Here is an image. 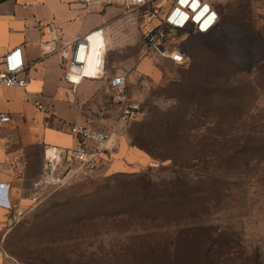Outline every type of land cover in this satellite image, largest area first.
<instances>
[{"label": "rangeland", "instance_id": "rangeland-1", "mask_svg": "<svg viewBox=\"0 0 264 264\" xmlns=\"http://www.w3.org/2000/svg\"><path fill=\"white\" fill-rule=\"evenodd\" d=\"M211 2L216 29L179 43L188 63L149 58L151 74L132 75L125 88L140 109L120 129L130 147L136 126L159 113L181 121L183 139L148 144L166 158L138 149L148 160L126 172L107 170L103 159L65 184L36 190L0 239L5 255L20 264H264V0ZM149 6L136 15V30L115 34L122 51L106 52V77L145 57L140 22ZM185 80L203 90L187 91ZM102 94L103 105L92 108L118 122L113 93ZM107 212L106 219L92 214ZM194 225L213 242L206 257L173 243L179 229Z\"/></svg>", "mask_w": 264, "mask_h": 264}, {"label": "crops", "instance_id": "crops-1", "mask_svg": "<svg viewBox=\"0 0 264 264\" xmlns=\"http://www.w3.org/2000/svg\"><path fill=\"white\" fill-rule=\"evenodd\" d=\"M124 17L121 8L86 7L80 0H0V59L10 49L21 47L29 77L25 88L0 87V113L11 118L0 127V185L7 186L8 201L12 205L9 210L0 207V239L11 230L15 212L31 205L36 194L33 183L42 173L45 156L77 147L78 140L70 133L71 127H88L109 134L110 141L111 138L119 140L116 149L106 154L105 163L111 172H126L127 165L148 160L122 138L118 122L106 118L102 107L98 110L92 107L103 105L102 90L111 91L110 77L123 76L127 86L134 82L132 75L136 79V75L151 74L149 58L129 61L133 70H117L106 77L108 70L104 68L102 77L83 79L71 85L64 80V64L60 57L46 55L41 48L49 39L47 25L54 23L62 29L64 42L100 29L105 43V48L100 44L102 50L121 52L117 39L122 35V29L136 30L133 26L136 22ZM115 34L119 35L115 37ZM98 44L91 40L88 63ZM88 63L84 72L90 75L95 65L88 66ZM73 79L77 80L76 77ZM38 97L42 98L44 110L35 106ZM113 101L120 111L121 103ZM75 171L76 167L72 166L66 176ZM51 187V184H45L40 192ZM0 264L20 263L0 248Z\"/></svg>", "mask_w": 264, "mask_h": 264}, {"label": "built area", "instance_id": "built-area-1", "mask_svg": "<svg viewBox=\"0 0 264 264\" xmlns=\"http://www.w3.org/2000/svg\"><path fill=\"white\" fill-rule=\"evenodd\" d=\"M88 7L97 5L100 8L114 6L123 10L124 16L132 22L136 15L151 4L141 13V39L144 55L148 58L170 60L176 65H183L188 57L179 46L188 35H205L214 31L219 22V15L211 0H80ZM158 1V2H157ZM154 2H157L155 4ZM207 11H204V6ZM163 12V15H162ZM132 16V17H131ZM48 41L41 45L44 54H57L64 64V80L71 85L83 79H98L104 75V59L106 50L100 29L79 36L73 41L62 40L63 31L54 23L47 25ZM91 40L98 42L97 62L92 74H85V67L90 53ZM100 44L102 47H100ZM19 53V63L13 68L15 54ZM179 56L181 59H175ZM76 77L77 80L73 79ZM137 79H139L137 77ZM29 82L28 66L24 61L21 47L7 51L0 59V87L25 88ZM108 86L113 93V100L121 103L118 123L121 127L131 123L138 116L139 105L131 102L125 95L126 79L123 76H112ZM35 106L44 110L42 98L38 97ZM10 116L0 113V127L9 123ZM70 133L74 135L77 147L68 151H56L55 154L45 156L41 175L33 183V189L39 190L45 184L57 186L65 184L78 173H86L99 165L106 158V154L113 151L116 146L110 141L109 134L96 132L88 127L73 126ZM72 166L76 171L66 176ZM7 186L0 185V207L12 209L7 197Z\"/></svg>", "mask_w": 264, "mask_h": 264}, {"label": "trees", "instance_id": "trees-1", "mask_svg": "<svg viewBox=\"0 0 264 264\" xmlns=\"http://www.w3.org/2000/svg\"><path fill=\"white\" fill-rule=\"evenodd\" d=\"M188 60L183 65L187 64ZM167 61H170V60H167ZM199 66L200 68H203L204 64H200ZM183 82H187L188 84L187 91L189 90L190 87L193 89V91L195 89L198 91L203 90L204 84L193 83V82H190L189 80H185ZM188 96L194 99L196 94L194 92H191V93H188ZM138 112L140 113V109L138 110ZM151 118L153 119L146 120L136 126L135 129H139V132L137 135L132 134L131 147L133 146L137 149H140L141 151L147 153L148 155L152 157L159 156L156 154L160 152L159 153L160 156L166 158L165 156H167V154L165 153V151H163V149L162 150L158 149L159 152L155 153L150 149V147H148L149 146L148 144L155 143L157 139H160V138L168 139V140L171 139L172 141L175 138L183 139L182 133L179 136V128L182 123L180 120H174L168 113L154 114ZM136 120L137 118L134 119L132 122ZM176 131H177V134L176 133L173 134V132H176ZM104 161H106V158ZM151 199L152 197L146 196V200L150 204L153 203L151 202ZM92 214H98V216L106 219L110 213L107 212V213H92ZM181 221H182V218L179 217V219L175 221L176 222L175 224L180 223ZM199 230H200V227H198L197 225H194V228H192L189 231L184 230V229H179V231L177 232V236L174 238L173 243L176 245V247L179 246V244H185L189 248V250L191 249L195 250L198 253H201L206 257V255L211 251L213 242L208 236L206 237L199 236V232H198Z\"/></svg>", "mask_w": 264, "mask_h": 264}, {"label": "snow or ice", "instance_id": "snow-or-ice-1", "mask_svg": "<svg viewBox=\"0 0 264 264\" xmlns=\"http://www.w3.org/2000/svg\"><path fill=\"white\" fill-rule=\"evenodd\" d=\"M180 2L183 4V3H186L187 2V0H180ZM208 9H207V6L205 5L204 6V11H207ZM177 60H180L181 58L180 57H177L176 58ZM13 60L15 61L14 63H12V67L13 68H15V67H17V65H18V63H19V53H16L15 54V57L13 58Z\"/></svg>", "mask_w": 264, "mask_h": 264}, {"label": "clouds", "instance_id": "clouds-1", "mask_svg": "<svg viewBox=\"0 0 264 264\" xmlns=\"http://www.w3.org/2000/svg\"><path fill=\"white\" fill-rule=\"evenodd\" d=\"M177 57H179V56H176L175 59H176ZM7 195H8V190H7Z\"/></svg>", "mask_w": 264, "mask_h": 264}, {"label": "bare ground", "instance_id": "bare-ground-1", "mask_svg": "<svg viewBox=\"0 0 264 264\" xmlns=\"http://www.w3.org/2000/svg\"><path fill=\"white\" fill-rule=\"evenodd\" d=\"M87 63H88V60H87ZM87 63H86V66H87ZM85 69H86V67H85Z\"/></svg>", "mask_w": 264, "mask_h": 264}]
</instances>
